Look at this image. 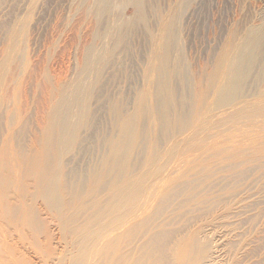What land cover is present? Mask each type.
Wrapping results in <instances>:
<instances>
[{"label": "bare ground", "instance_id": "obj_1", "mask_svg": "<svg viewBox=\"0 0 264 264\" xmlns=\"http://www.w3.org/2000/svg\"><path fill=\"white\" fill-rule=\"evenodd\" d=\"M36 1L6 29L3 74L28 50ZM84 1L91 39L69 74H46L33 137L0 82V219L35 237L56 225L53 264H264V20L215 34L196 70L184 35L197 32L183 33L194 0ZM251 236L254 260L239 252Z\"/></svg>", "mask_w": 264, "mask_h": 264}, {"label": "rangeland", "instance_id": "obj_2", "mask_svg": "<svg viewBox=\"0 0 264 264\" xmlns=\"http://www.w3.org/2000/svg\"><path fill=\"white\" fill-rule=\"evenodd\" d=\"M79 1L78 0H41V2L43 3L42 4L40 0H38V3H36V7H35L36 10L35 9L33 10L34 13L32 16L33 19L31 20V24H30V26L33 27H30L29 29L30 31H28L30 33L28 34L29 40L28 42H25L24 39L22 43L23 46H21L22 48L25 46L22 52H24V50L27 49L28 50L25 53V55L24 53H20V55L22 54V56H18L17 58H15L16 61L14 59L13 64L11 63V67H9V72L6 74H3L1 70V61L3 59L2 56L4 55L3 49L5 47L4 39L8 32V30L6 29L8 28L9 25H12L13 22H15L17 19L24 17L25 14L27 13L26 11H29V9H31L32 6L31 3L33 4V2L35 3L37 1L36 0L34 1L33 0L31 1L1 0L0 1V29H1L0 59L2 57V59L0 60V72L2 73L0 74L1 77L0 82L4 81V84H6L7 87L8 86L10 87V88L8 87L10 89L9 90L5 85L8 93L7 95L9 97L13 96L15 98V102L17 101L16 103L17 104L19 103L18 105L20 106H18L15 102L14 103L12 102L13 104H16L18 106L21 114L22 112L24 113L22 115L27 116L28 114L29 117H25L24 121L26 120V118L29 121L27 122L29 123L27 125H29L28 129L29 130L31 129L32 137H33V133H35V128L41 127V124L45 119L44 110L46 107L45 104L46 98L44 96H45V88L50 84L48 77H50V75L52 77V74H55L53 75L55 79L57 74H58L57 76H62V74L64 75V73L69 74L74 67L73 66L72 68H70L72 66V63H74L73 65H75L77 58H79V55H81L79 54V52L82 53L84 44L91 39L90 37L92 32L91 29L95 27V24L93 22L92 16H89L86 11L87 5L85 1L84 0H79ZM159 1L162 3L163 0H159ZM167 1L168 0L163 1L162 6L165 5L168 6L167 3L170 5V3L173 2V0L172 2L171 0H169L170 2ZM175 1L177 2L178 0ZM29 2L31 3L29 4ZM26 6L29 8L27 9ZM189 6L190 7L187 8L188 11H185V13L188 15L186 16V14H184L185 19L183 17L184 20H186L187 18L186 21H183V23L185 24V25L183 24L184 29H186L185 31H183V33L187 34V31L189 30H192L193 32L196 30L197 32V33L194 32L195 34L194 33L191 34L190 31L187 35H184L186 37V38L184 37L185 40L188 41L186 42V44L188 45V46L186 45L187 55L189 56L190 53H192L190 55L191 58L193 56L195 57L197 56L196 58L193 57L192 59L193 63H191L193 64L192 67L195 68L196 70L197 67L199 70L200 65L202 63H206L209 60L210 55L208 53H210V50L208 53L207 51L208 49H211L212 44H215L214 43L215 34L217 35L216 37L217 41L215 40V42L218 45L220 44V41H223V39L220 38H226L227 34H231L232 27L234 28L233 30H235L236 33L238 32L240 34L243 33L244 29L248 26V24L253 22H260L264 20V0H196V1L194 0L190 3ZM116 8L119 13L124 12L126 16L132 15V13L135 12V7H133L132 5H127V6L123 5L121 7H116ZM190 10L192 11L193 15H191L192 13ZM19 14L23 16L21 17ZM33 20H34L33 23L35 25H33L32 23ZM187 21L189 22L187 23ZM193 24L196 26L195 28L197 29L194 28ZM190 25L193 27H191ZM228 27L230 28L229 30L230 33L228 32L229 29ZM222 29L224 32H222ZM212 30L215 31L213 32ZM235 31L233 32L235 33ZM140 34H142L141 31L139 32L138 38L140 37ZM211 35L213 36V40ZM187 36L188 38L189 36H191L192 38L190 37V39H188ZM222 36H226V37H222ZM135 37L136 35L133 38ZM194 38L195 40L192 41V39ZM83 40H87V42ZM78 41L81 43H79ZM136 42L138 43L139 41H137L136 39ZM137 43H135L136 46ZM196 43L199 46L198 48H196L197 46ZM209 43L211 45H209ZM26 45H28V47ZM191 45L192 46L195 45V46L192 47ZM202 47L203 49H201ZM191 49L193 50L192 52H190ZM72 51L75 52L73 53ZM199 51L200 54L198 56L197 54L199 53ZM194 53L197 54L194 55ZM206 53L209 56H207ZM74 54L75 55L78 54V56L77 55L75 56ZM200 56L202 57L199 58ZM206 56L208 57L207 61H206L207 59ZM134 61L131 59L128 62L133 63ZM62 68L67 70L70 69V71L69 70L65 71ZM59 70L61 71L60 72L61 75H59L58 72ZM47 73H52V74H49V76H47L46 75ZM19 78H21V80ZM17 80H18V84H17ZM37 80L39 83L36 82ZM19 81H21L22 85L21 83L19 84ZM53 81L54 80L52 79V82ZM7 82L9 85L7 84ZM12 82H16V84L15 83L13 84L20 86L18 90H16L18 87H16V89L15 87L14 89H12L14 86ZM36 83L40 85L36 86ZM119 83L123 84L124 88L127 87L129 89L130 87L125 86V84L128 83L129 86L132 84V83L129 84V82H124V81L123 83L117 82V84H115L116 86H114V88L116 89L114 90H117L119 88ZM123 85H120V88L121 87L123 88ZM16 91L18 92L16 93ZM20 107L22 108L23 111L20 109ZM2 113L4 116L3 111ZM1 126H3V124L0 125V129H2L0 133L6 130V126L5 129L3 128L4 126L2 128ZM28 132L30 134V131ZM12 199L16 200L14 197ZM38 206L41 209L42 218L47 219L48 215L46 211L43 209L42 204L38 203ZM261 211H262L261 213L263 214L261 218V223L263 224L264 227V208H261ZM243 226L244 227L243 228L241 227L242 229L240 228L239 231H246L248 230V228H250L249 223H245L243 224ZM24 230L20 231V229L18 230V228L14 224L4 219H0V264H46V262L53 264V262L56 260V256L58 255V253L64 249V243L60 241V233L58 227L56 225H49L47 230H45L42 234H39V236L37 237L33 235V232L29 228H25ZM20 232L21 233L24 232V233L21 234ZM261 235L264 236V229L261 232ZM253 236H251L249 243L246 244L244 248L239 250L240 254H242L244 251L250 249L251 253L248 258H251L252 260L257 258L258 256V252L253 251V249L257 247L256 244H259V240H258L259 238ZM35 241H37L38 244L35 243ZM223 246L221 247V252L224 251V253H226V257L225 254L223 253L222 256L224 258H228L230 255H232V252L230 253V250L228 249V246H226V244ZM260 254L261 257L263 258L264 248L263 251H260Z\"/></svg>", "mask_w": 264, "mask_h": 264}]
</instances>
